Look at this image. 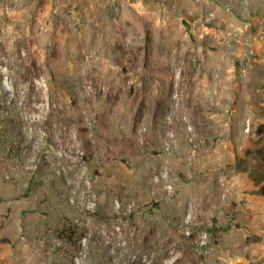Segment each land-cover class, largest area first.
<instances>
[{
  "label": "rangeland",
  "instance_id": "obj_1",
  "mask_svg": "<svg viewBox=\"0 0 264 264\" xmlns=\"http://www.w3.org/2000/svg\"><path fill=\"white\" fill-rule=\"evenodd\" d=\"M263 143L264 0H0V264H264Z\"/></svg>",
  "mask_w": 264,
  "mask_h": 264
},
{
  "label": "bare ground",
  "instance_id": "obj_2",
  "mask_svg": "<svg viewBox=\"0 0 264 264\" xmlns=\"http://www.w3.org/2000/svg\"><path fill=\"white\" fill-rule=\"evenodd\" d=\"M102 75V74H101ZM84 77V76H83ZM91 77V76H90ZM87 79V78H86ZM83 80V79H82ZM93 80V79H92ZM98 80V79H97ZM100 80V79H99ZM102 80V79H101ZM90 82V81H89ZM96 82V81H95ZM29 84V83H28ZM91 85V84H90ZM66 86V85H65ZM106 87V86H105ZM97 88V87H96ZM101 88V87H100ZM30 90L33 91V97L35 99H40L42 96V92H41V88L38 86L37 83L35 82H31L30 81ZM107 90V89H106ZM90 91V90H89ZM111 92V91H110ZM89 93V92H88ZM94 93V92H92ZM31 94V93H30ZM106 94V93H105ZM89 95V94H88ZM94 95V94H93ZM25 96V95H24ZM87 96V95H86ZM105 96V95H104ZM107 97L108 95L105 96V101H107ZM110 97L113 99V101H115V94H111ZM96 98V97H95ZM99 98V97H98ZM118 98V97H117ZM52 99V98H51ZM58 99V98H57ZM64 99V98H63ZM101 99V98H100ZM99 100V99H98ZM49 101V100H48ZM52 101V100H51ZM73 101V100H72ZM83 101V100H82ZM110 101V100H108ZM56 102V101H55ZM60 102V101H59ZM70 102V101H69ZM88 102V101H87ZM96 102V101H95ZM84 104V103H83ZM104 104V103H103ZM63 105V104H62ZM103 106V105H102ZM137 108L134 116V119L131 122H124V125H126V128L128 130H131L132 132L136 131L137 128L140 127L141 124V106H140V102L137 103ZM50 108V107H49ZM104 108V106H103ZM101 109V108H99ZM48 111V109H47ZM86 111V110H85ZM92 111V110H91ZM46 112V111H45ZM64 112V111H63ZM65 113V112H64ZM63 113V114H64ZM72 115V114H71ZM26 116V115H25ZM67 116V115H66ZM94 116V115H92ZM71 117V116H70ZM27 118V117H26ZM91 118V117H90ZM117 118V117H116ZM88 122V121H87ZM64 125V124H63ZM107 126V125H106ZM64 128V127H63ZM100 128V127H99ZM122 131H124L122 129ZM92 132V131H91ZM93 133V132H92ZM106 134V133H105ZM127 134V133H126ZM62 139L64 140H71L73 141V148L71 150V153H63L62 156L65 160V164H66V169L64 171L67 172H72L73 174H76V172L78 173L80 171V168L82 167V161L80 160V158L77 155L78 150L76 149L77 147V138L72 134V130L70 128H64L60 135ZM62 145V144H61ZM65 147V146H64ZM68 147V146H67ZM71 148V147H70ZM65 151V150H64ZM21 161V160H20ZM35 161V160H34ZM43 162V161H42ZM23 163V162H22ZM14 164V163H13ZM11 165V164H10ZM28 167V166H27ZM9 173V172H8ZM19 173V172H18ZM17 175V174H16ZM9 176V175H8ZM82 178V177H80ZM79 178V179H80ZM16 183V182H15Z\"/></svg>",
  "mask_w": 264,
  "mask_h": 264
},
{
  "label": "trees",
  "instance_id": "obj_3",
  "mask_svg": "<svg viewBox=\"0 0 264 264\" xmlns=\"http://www.w3.org/2000/svg\"><path fill=\"white\" fill-rule=\"evenodd\" d=\"M254 153L258 155L260 159L257 169L250 171V177L256 185H260L264 182V143L258 148H248L246 150L247 155H251Z\"/></svg>",
  "mask_w": 264,
  "mask_h": 264
}]
</instances>
